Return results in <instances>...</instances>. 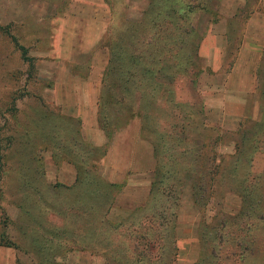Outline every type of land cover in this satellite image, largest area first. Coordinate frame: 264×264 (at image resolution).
I'll list each match as a JSON object with an SVG mask.
<instances>
[{"label": "rangeland", "instance_id": "rangeland-1", "mask_svg": "<svg viewBox=\"0 0 264 264\" xmlns=\"http://www.w3.org/2000/svg\"><path fill=\"white\" fill-rule=\"evenodd\" d=\"M0 264H264V0H0Z\"/></svg>", "mask_w": 264, "mask_h": 264}, {"label": "trees", "instance_id": "trees-1", "mask_svg": "<svg viewBox=\"0 0 264 264\" xmlns=\"http://www.w3.org/2000/svg\"><path fill=\"white\" fill-rule=\"evenodd\" d=\"M137 25L140 24L136 23ZM131 38L134 39L133 41L137 40L135 39V35H131ZM126 39L129 40V36L127 35ZM173 41V43H176L175 39H171ZM18 48L20 49V51H22V56H24V51L21 47L18 46ZM148 48V45H147ZM115 45L114 43L111 45V47H109V63H111V65H113V67L111 68V70L109 71L106 70L105 74L103 75L102 79H101V88L98 94V99H97V106H98V111L99 114H101V122L102 124H104V126H109L110 120L108 114V111L106 110V105L107 104H111V82H107L106 80V76L108 75L109 78H111V73H112V69L115 68V62L116 59L118 60V58L120 59L122 53L119 52V54L117 55L115 53ZM176 51L178 50L177 48L175 49ZM124 53V56L126 61H128L129 65L126 66V68L124 67V69H126L125 71V78L126 80L131 81L132 86H134V82L136 83V87L137 89H133V91H131V96H132V100H134V102H138L140 99H142V97L144 96V94L141 92L145 91V88L143 85H146V83H148L151 79H155V76L158 72V68L155 69V71H151L153 69V63L155 62L153 55L151 54L150 57L148 59L143 60L142 56L140 55V53H125L126 51H122ZM132 67V69H131ZM121 68L123 69V66L121 65ZM134 70H136L134 72ZM123 72V70H122ZM171 80H173L172 75H171ZM109 81V80H108ZM120 98V97H118ZM117 97L114 98V103L117 102L119 103L117 100H119ZM111 100V101H109ZM119 105V104H117ZM111 111H114L115 113H120L121 111L117 108L112 109V107L110 108ZM124 112H126L127 114H129V118L132 119L135 116H137L142 123H147L148 121V113H147V109H143L139 107H135L134 104L131 107H127V106H123V110ZM163 115V114H162ZM100 117V115H99ZM100 121V119H99ZM153 147V151H155V146L152 145Z\"/></svg>", "mask_w": 264, "mask_h": 264}, {"label": "crops", "instance_id": "crops-1", "mask_svg": "<svg viewBox=\"0 0 264 264\" xmlns=\"http://www.w3.org/2000/svg\"><path fill=\"white\" fill-rule=\"evenodd\" d=\"M96 88H97V79L94 82L88 81L85 84V86L82 88L84 93H86L87 95H90L91 109L95 105L94 99H95V94H96V90H97ZM79 92H81V90ZM116 141H117V137L112 142L111 147L109 148L108 152L106 153V156L104 157L106 159V165L110 168V170H113V171L118 169L119 167H121V168H123V170H125L128 167L126 164L127 161L124 160L122 163H120L118 160L115 161L114 158H117L118 156L127 158L129 153H114L115 152L114 146L117 143ZM131 154H133L134 156L136 155V153H131Z\"/></svg>", "mask_w": 264, "mask_h": 264}]
</instances>
